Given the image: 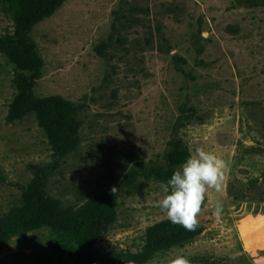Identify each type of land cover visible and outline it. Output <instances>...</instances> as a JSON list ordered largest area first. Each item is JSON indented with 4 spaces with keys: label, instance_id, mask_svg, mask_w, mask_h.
<instances>
[{
    "label": "rangeland",
    "instance_id": "1",
    "mask_svg": "<svg viewBox=\"0 0 264 264\" xmlns=\"http://www.w3.org/2000/svg\"><path fill=\"white\" fill-rule=\"evenodd\" d=\"M259 0H65L31 32L44 61L35 96L78 111L80 143L56 157L35 114L9 123L15 65L0 53V214L46 167V190L64 207L117 189L116 222L96 248L139 253L156 208L158 170L181 139L228 166L209 190L203 232L147 264H264V4ZM13 22L0 6V35ZM184 59L176 66L174 57ZM177 169V168H176ZM224 212L217 221V203ZM42 228L0 248V264H62Z\"/></svg>",
    "mask_w": 264,
    "mask_h": 264
},
{
    "label": "trees",
    "instance_id": "2",
    "mask_svg": "<svg viewBox=\"0 0 264 264\" xmlns=\"http://www.w3.org/2000/svg\"><path fill=\"white\" fill-rule=\"evenodd\" d=\"M64 2L0 0V6L13 22V31L0 35V53L15 65L17 71L13 81L17 94L9 106L7 121L13 123L35 114L56 157H63L80 143L78 111L72 102L60 96H35L44 61L30 34ZM257 2L264 4V0ZM174 62L178 66L185 61L175 56ZM189 154L181 139L172 141L166 154L169 168L155 171L156 176L169 179ZM47 179V168H39L22 193L21 206L0 214V248L17 235L48 228L52 233L51 250L63 259L62 264H147L157 253L182 246L203 232L201 226L190 232L164 220L148 227L145 244L139 253L102 252L96 245L117 220L116 195L102 193L78 208L64 207L48 194Z\"/></svg>",
    "mask_w": 264,
    "mask_h": 264
},
{
    "label": "clouds",
    "instance_id": "3",
    "mask_svg": "<svg viewBox=\"0 0 264 264\" xmlns=\"http://www.w3.org/2000/svg\"><path fill=\"white\" fill-rule=\"evenodd\" d=\"M227 169V163L214 152L195 148L166 182H158L162 196L154 206L166 214L172 224L195 231L200 226L209 190L222 191ZM111 193L116 195L117 189L112 188ZM223 212V204L218 202L212 216L219 221ZM170 264H191V260L177 255Z\"/></svg>",
    "mask_w": 264,
    "mask_h": 264
}]
</instances>
